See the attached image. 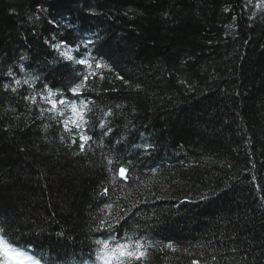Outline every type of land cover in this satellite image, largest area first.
Segmentation results:
<instances>
[{
    "label": "trees",
    "instance_id": "obj_1",
    "mask_svg": "<svg viewBox=\"0 0 264 264\" xmlns=\"http://www.w3.org/2000/svg\"><path fill=\"white\" fill-rule=\"evenodd\" d=\"M260 3L0 0L5 239L70 260L114 232L120 243L152 242L136 264H264ZM88 39L107 67L73 97L80 66L52 45ZM45 85L92 101L82 109L92 136L83 153L63 125L69 111L41 112ZM120 165L128 179L113 181Z\"/></svg>",
    "mask_w": 264,
    "mask_h": 264
},
{
    "label": "snow or ice",
    "instance_id": "obj_2",
    "mask_svg": "<svg viewBox=\"0 0 264 264\" xmlns=\"http://www.w3.org/2000/svg\"><path fill=\"white\" fill-rule=\"evenodd\" d=\"M264 7V0H261L259 5ZM96 41L88 39L87 41H82L81 43L69 44L68 41L62 40L58 44L52 45L59 54L61 60L65 61L68 66L78 65L79 68L74 70V76L76 77V82L68 88V92L73 97H80L86 90H89L92 86L89 85V80L92 79L95 83L97 75L100 79H103V75L99 74L96 70L107 67L102 61V58L94 56L91 52L88 51L89 46L94 45ZM61 48H64L65 51H60ZM81 48L84 49L81 52ZM71 53H79V56L73 55ZM8 75H12L11 72ZM122 79V77H118ZM16 84H19L20 81H15ZM27 83V81H25ZM8 87L7 85L5 86ZM13 91L16 89L13 88ZM41 99L48 105L47 108H42L41 112L53 113V119L56 116H64L65 111H69L71 116L68 119L63 120V125L65 130L69 134H73V129H75V134L71 140L73 145L77 144V139L79 140V151L84 152L89 141L92 139V136L87 134L88 121L85 119L86 112L91 111L88 109L87 105L92 103V101H81L80 105L77 104L76 100H68L63 92L59 90H53L47 85L44 86V92L40 94ZM58 97V98H57ZM30 99L32 103L36 102L35 97H26ZM84 109V110H82ZM109 112L107 115H111ZM71 124L72 127L68 125ZM101 129L105 128V125L101 123L99 125ZM111 129H108L103 133V135H108ZM119 143V141H116ZM151 145H148L147 148H150ZM109 165V173L113 172L111 165L113 161L109 159L107 161ZM128 168L120 165L115 174L112 176L113 181H115L116 176L118 175L122 180H127ZM108 189L105 188L102 195H107ZM101 224L111 228L113 225L108 221H101ZM6 230L3 226H0V252L3 253L5 259L3 264H41V260L36 257L35 254L30 252L28 249H19L14 247L8 240L5 239ZM96 243L101 245L97 251V259L100 261V264H136V262H141L148 256V249L154 247L151 241L148 242L147 246L144 241L136 240L135 242L131 241V238H128V242L120 243L116 242L114 246L110 247V242L107 240H97ZM168 247H172L171 244ZM193 264H198V262H193Z\"/></svg>",
    "mask_w": 264,
    "mask_h": 264
}]
</instances>
